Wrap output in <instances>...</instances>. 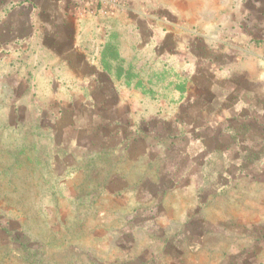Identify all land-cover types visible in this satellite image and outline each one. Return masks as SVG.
<instances>
[{"label": "rangeland", "instance_id": "rangeland-1", "mask_svg": "<svg viewBox=\"0 0 264 264\" xmlns=\"http://www.w3.org/2000/svg\"><path fill=\"white\" fill-rule=\"evenodd\" d=\"M122 35L96 81L0 61V264H264V165L205 159L207 60Z\"/></svg>", "mask_w": 264, "mask_h": 264}, {"label": "crops", "instance_id": "crops-1", "mask_svg": "<svg viewBox=\"0 0 264 264\" xmlns=\"http://www.w3.org/2000/svg\"><path fill=\"white\" fill-rule=\"evenodd\" d=\"M125 31L132 33V45L138 38L144 47L154 31L159 45H186L190 58L207 60L210 84L204 102L211 114L224 115L209 122L207 133L198 130L216 141L205 159L238 146L241 155L230 154V160L244 159L245 166L258 160L263 167L264 0H0V61L40 64L47 77L52 72H58L57 79L109 77L106 64L124 62L118 55ZM252 31L262 36L253 37ZM226 136L231 140L226 142ZM231 169L220 175L228 171L231 177Z\"/></svg>", "mask_w": 264, "mask_h": 264}, {"label": "trees", "instance_id": "trees-1", "mask_svg": "<svg viewBox=\"0 0 264 264\" xmlns=\"http://www.w3.org/2000/svg\"><path fill=\"white\" fill-rule=\"evenodd\" d=\"M108 65V64H107ZM119 68V67H118ZM130 142V141H129ZM204 172H205V174H207V161H206V163H205V165H204Z\"/></svg>", "mask_w": 264, "mask_h": 264}]
</instances>
